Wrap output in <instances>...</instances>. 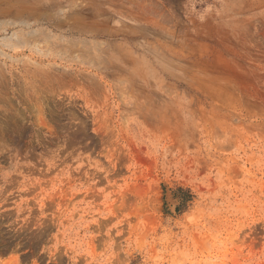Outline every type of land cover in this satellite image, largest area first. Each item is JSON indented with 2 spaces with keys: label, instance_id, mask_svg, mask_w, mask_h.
I'll list each match as a JSON object with an SVG mask.
<instances>
[{
  "label": "rangeland",
  "instance_id": "rangeland-1",
  "mask_svg": "<svg viewBox=\"0 0 264 264\" xmlns=\"http://www.w3.org/2000/svg\"><path fill=\"white\" fill-rule=\"evenodd\" d=\"M0 264H264V0H0Z\"/></svg>",
  "mask_w": 264,
  "mask_h": 264
}]
</instances>
